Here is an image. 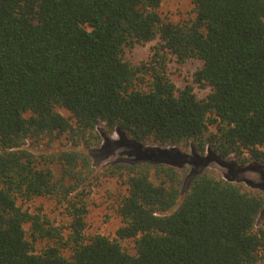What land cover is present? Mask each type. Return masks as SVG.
Wrapping results in <instances>:
<instances>
[{"label": "trees", "instance_id": "1", "mask_svg": "<svg viewBox=\"0 0 264 264\" xmlns=\"http://www.w3.org/2000/svg\"><path fill=\"white\" fill-rule=\"evenodd\" d=\"M162 1L0 0V264H264L256 189L150 159L94 175L79 150L118 132L264 175V0H188L179 22ZM155 41L145 61L125 59ZM170 57L201 63L192 83L206 96L176 89ZM99 179L120 188L112 239L86 234Z\"/></svg>", "mask_w": 264, "mask_h": 264}, {"label": "rangeland", "instance_id": "2", "mask_svg": "<svg viewBox=\"0 0 264 264\" xmlns=\"http://www.w3.org/2000/svg\"><path fill=\"white\" fill-rule=\"evenodd\" d=\"M159 12L162 16L173 22H179L194 15L193 7L188 0H163ZM154 45H156V41L144 46H136L132 50L125 52V59L131 64L137 65L149 57ZM200 67L201 63L199 61L190 60L182 65H178L170 57L167 64V75L176 89L180 90L186 84H189L193 86L194 92L198 97H204L208 94L209 89H200L192 83V76ZM61 113L67 115L65 111H61ZM131 144L118 132H114L109 137L102 138L96 147L89 150L80 147L79 150L90 154L94 175L101 173L108 166L120 161L134 162L150 159L152 160L150 162L166 163L176 167H181L179 165H182L188 177H191L198 170L210 171L222 179L254 188L264 196V175L254 167L237 168L230 162H218L210 157H205V162L201 164V162H196L193 159V157H197L192 156L191 151L180 152L173 148L161 149L151 146L137 147V144ZM54 149H62V146L59 143H55ZM32 150L37 153H46L48 151L44 146ZM118 190L120 188L117 181L98 180L92 194L87 200L86 234L98 233L110 239L115 238V232L121 226V221L112 213L110 206H112L114 201L113 195ZM32 205H42L50 218L57 220L62 218L55 209L52 200L38 199ZM263 219L264 212L257 220V227L260 226ZM122 245L129 254H134L133 242L131 240L124 241Z\"/></svg>", "mask_w": 264, "mask_h": 264}]
</instances>
